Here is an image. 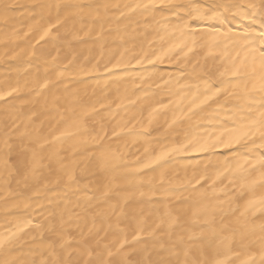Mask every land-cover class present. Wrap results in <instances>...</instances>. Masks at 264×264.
<instances>
[{"label":"bare ground","instance_id":"1","mask_svg":"<svg viewBox=\"0 0 264 264\" xmlns=\"http://www.w3.org/2000/svg\"><path fill=\"white\" fill-rule=\"evenodd\" d=\"M262 25L264 0H0V264H264Z\"/></svg>","mask_w":264,"mask_h":264},{"label":"snow or ice","instance_id":"2","mask_svg":"<svg viewBox=\"0 0 264 264\" xmlns=\"http://www.w3.org/2000/svg\"><path fill=\"white\" fill-rule=\"evenodd\" d=\"M262 26H264V25H262ZM261 55L264 56V53H261ZM262 115H264V113H262ZM260 127L264 128V120L260 121ZM197 150H202V149H197ZM261 161H262V163H264V156L261 157Z\"/></svg>","mask_w":264,"mask_h":264}]
</instances>
